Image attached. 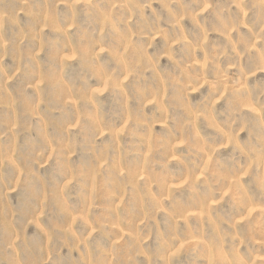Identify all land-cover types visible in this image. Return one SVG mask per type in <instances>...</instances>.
I'll return each instance as SVG.
<instances>
[{
	"label": "rangeland",
	"instance_id": "1",
	"mask_svg": "<svg viewBox=\"0 0 264 264\" xmlns=\"http://www.w3.org/2000/svg\"><path fill=\"white\" fill-rule=\"evenodd\" d=\"M0 264H264V0H0Z\"/></svg>",
	"mask_w": 264,
	"mask_h": 264
}]
</instances>
